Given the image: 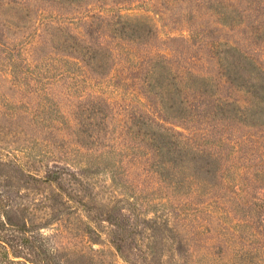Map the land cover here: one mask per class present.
<instances>
[{
  "label": "trees",
  "instance_id": "1",
  "mask_svg": "<svg viewBox=\"0 0 264 264\" xmlns=\"http://www.w3.org/2000/svg\"><path fill=\"white\" fill-rule=\"evenodd\" d=\"M55 1L74 4L75 0ZM109 1L116 8L108 15L99 14L97 25L94 20L85 21L82 34L63 31L61 35V49L80 55L72 61L83 74L80 81L65 71L55 74L43 60L30 56L20 60L21 79H13L17 61L9 60L10 72L4 80L15 88L40 87L48 93L54 87L69 90L94 84L97 88L91 104L77 110L79 115L72 106L54 112L69 129L61 135V142H51V130L59 129L55 124L40 127L34 119L37 113L28 112L23 124L15 120L12 136L34 126L45 131L47 138L40 143L34 138L20 149L6 152L0 147V264H71L58 253L52 235L45 230H58L62 221L77 218L107 223L109 242L127 264H168L163 260L168 238L185 232L183 224L176 229L170 220L173 203L187 212L192 198L215 176L218 161L184 132L190 128L181 131L157 122L155 110L163 119L199 124L200 135L229 121L264 124L257 122L264 121V54L263 58L257 55L258 42L252 39L262 38L258 47L264 49V0L255 7L250 6L254 0H185L189 6L185 14L180 13L183 21H189L186 35L180 33L170 41L178 40L180 48L187 47L189 34L195 35L198 48L216 60L219 69L214 77L192 68L178 56L176 46L153 42L157 33L153 19L121 13V5L131 0ZM1 6H11V2ZM198 19L206 21L197 24ZM56 23L50 21L51 32L62 30ZM245 27L249 28V36L243 37L245 45L211 35L218 31L230 38ZM48 41L53 42L51 33ZM123 61L130 63L126 66ZM118 66L127 80L132 78L131 68L137 69L136 88L155 110L133 106L132 93L128 103L116 106L112 98L118 95V86L109 92L104 84L94 83L97 78L114 76L109 74ZM47 72L55 75L41 80ZM224 88L240 93L239 99L222 95ZM138 102L142 101L138 98ZM120 111L121 129L115 122ZM54 119L41 117L42 122ZM4 123L2 135L7 132ZM140 198L154 209L157 205L152 200L162 199L158 214L152 211L153 216H148L141 211L137 207ZM166 202L171 210L160 211ZM131 234H143L147 239L139 248L132 246L137 251L132 257L125 250L126 236ZM171 257L173 260V254Z\"/></svg>",
  "mask_w": 264,
  "mask_h": 264
},
{
  "label": "rangeland",
  "instance_id": "2",
  "mask_svg": "<svg viewBox=\"0 0 264 264\" xmlns=\"http://www.w3.org/2000/svg\"><path fill=\"white\" fill-rule=\"evenodd\" d=\"M5 1L11 2V6H1ZM52 1L54 2L50 3L51 0H0V147L4 152L13 148L20 149L27 142H32L34 138L39 143L47 138L45 131L41 132L34 126L31 129L22 128L16 138L12 136L16 123L23 124L28 117L26 115L28 112L37 113L34 119L41 122H36L40 127L47 123L55 124L59 129L51 130L54 135L50 139L51 142H61V135L69 129L66 128V124H63L64 118L54 112L58 109L61 112L67 111L72 106L79 115L77 110L91 104L92 94L97 88L94 84L92 87L85 84L83 87H73L69 90L54 87L48 93L40 87L31 88L23 85L21 88H15L4 80V76L10 72L8 63L11 61L9 60L17 61L12 78L20 80L21 59L29 56L39 62L43 60L45 67L55 69V74L60 70V72L65 71L67 76H73L74 79L79 81L82 79L83 74L80 68L72 63L74 57L80 55L69 48L62 50L61 35L63 31L82 34L85 21L88 23L89 20H94L93 25H97L99 14L108 15L111 13L110 9L116 7L114 8L109 0L105 2L75 0L74 4ZM261 1L254 0L250 6L255 7ZM188 6L189 2L185 0H131L121 5V13L153 19L157 25L156 36L152 37L153 42L159 45L163 43L167 46H176L180 51L178 56L185 58L189 65L193 66L192 68L214 77L219 69L216 60L208 54V51L198 48L199 41L195 39V35L189 34L187 47L180 48L182 42L178 40L176 43L170 41V37H178L180 33L186 35L184 29L189 21H183L180 12L184 13ZM51 20L57 21L56 24H59L62 30L51 32ZM204 21L206 20L198 19L196 23ZM243 29L230 38L218 31H213L211 35L228 38V40L233 38L241 45H245L243 37L249 36V28ZM50 33L52 44L47 42ZM252 39L258 42L257 55L263 58L264 49L258 47L262 43L260 41L262 38ZM52 45L56 48L53 49ZM123 63L127 66L130 62L123 61ZM131 70L130 80L124 78L118 66L114 74L113 71L108 73L114 76L97 78L94 83L97 84L96 81H99V84H104L106 87L103 88H107L109 92L113 86H118L119 93L112 98L116 106L122 107L128 103L132 93L135 96L131 103L133 106L150 112L155 110L140 97L141 93L135 84L137 69L131 68ZM55 74L49 75L47 72L45 76H41V80ZM221 94L239 99L240 93L224 88ZM138 98L142 101L141 104ZM41 109L44 111L39 113ZM13 114L14 117L17 115L16 119L12 117ZM122 114L123 111H120L117 115L118 121H115L119 123V129L123 121ZM43 115L55 119L42 122ZM155 120L166 127L175 126L181 131H184L183 127L190 128L189 131L184 132L202 144L204 150L215 156L218 161L215 176L203 185L202 193L194 194L187 212L173 203L170 220L176 229L183 224L185 232L173 239L168 238L163 260L168 264H174V260L180 264H264V124L246 126L237 120L229 121L224 125L210 128L206 135H200L199 124L191 125L163 119L156 110ZM3 123L6 125L7 132L2 135L1 124ZM9 124L11 130L7 127ZM99 176L102 177V175ZM160 200L162 199L152 200L157 205L154 209L153 205L145 206L140 198L137 207L148 216H153L152 211H155L157 215ZM167 203L160 207V211L171 210V204ZM95 220L68 219L60 223L58 230H52L50 227L45 230V233L52 235V245L58 249L62 258H68L71 264H127L109 242L107 223ZM96 232H99L98 236ZM173 234L177 235L175 232ZM126 237L125 250L131 257L134 252H137L132 246L139 248V244L143 246L147 242L143 234H131ZM93 238L98 239L93 241ZM138 260L141 261L140 258ZM155 264L161 263L159 261Z\"/></svg>",
  "mask_w": 264,
  "mask_h": 264
}]
</instances>
